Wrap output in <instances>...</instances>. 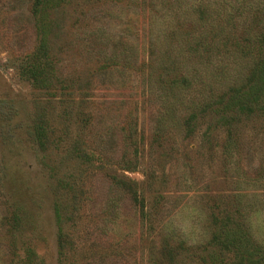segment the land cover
<instances>
[{"label": "rangeland", "instance_id": "rangeland-1", "mask_svg": "<svg viewBox=\"0 0 264 264\" xmlns=\"http://www.w3.org/2000/svg\"><path fill=\"white\" fill-rule=\"evenodd\" d=\"M179 1L174 17L181 23L182 18L189 19L181 27L183 32H194L190 23L194 8L204 5L211 12L231 15L220 41L229 48L245 37L262 34L254 20L264 12V0ZM32 5L33 0H0V264H22L28 247L35 249L40 264L75 260L78 264H150L152 257H158L160 264H199L200 245L212 232V211L233 216L237 203L254 240L264 246V113L233 119L231 154L225 150L228 127L217 124L219 119L213 115L200 118L195 131L188 133L182 124L184 106L170 118L164 114L167 106L155 90L150 91L144 65L165 26L161 16L168 10L137 2L63 4L54 15L52 51L60 80L72 87L49 94L35 89L19 71L40 45ZM116 53L128 59L100 71L104 58ZM186 60L190 67L198 65L194 58ZM247 63L241 62L244 73ZM91 76L95 77L89 93L94 102L93 125L83 134L76 124L65 129L69 123L60 117L57 100L64 93L70 102L78 101L82 91L76 87L86 85ZM194 99L188 95L186 105ZM46 100L54 103L48 105ZM39 102H45L54 131L67 130L61 135L60 151L53 144L42 152L34 140ZM160 114L167 117L162 124ZM131 118L138 133L136 142L127 145L122 127ZM81 138L93 147L98 142L103 153L99 157L105 158L111 172L93 169L84 178L76 212L79 219L76 216L72 225L76 249L67 263L59 256L57 181L80 179L84 168L66 150ZM111 173L138 182V200L121 191ZM12 209L23 222L16 247L6 220ZM179 239L185 241L182 251L176 249ZM166 244L179 251L174 263L165 253Z\"/></svg>", "mask_w": 264, "mask_h": 264}, {"label": "trees", "instance_id": "trees-1", "mask_svg": "<svg viewBox=\"0 0 264 264\" xmlns=\"http://www.w3.org/2000/svg\"><path fill=\"white\" fill-rule=\"evenodd\" d=\"M73 0H33V16L36 19V26L40 36L38 50L30 57H27L19 65L21 74L27 77L35 89L61 93L72 86H65L58 75V61L52 51L53 34L56 30V19L54 15L63 4ZM91 2L109 3H130L149 4V6L161 5L168 10L161 17L164 18V28L156 43L151 46L149 59L144 65L148 68V84L150 91L157 92L158 98L163 106H167L166 114L169 118L177 108L185 107L186 114L182 120L186 132L192 133L200 123V118L213 115L219 119L217 124L228 127V141L225 145L227 154H231L234 141L231 136V125L235 117L262 115L264 113V12L255 17L254 22L260 25L262 34L254 39L245 37L244 42L232 45L230 48L226 43L223 45L222 36L225 35L224 23L230 22V14H222L221 11L211 12L207 6L198 5L193 11L194 17L190 23L193 31L183 32L181 27L187 18H182L183 23L174 17L181 5L179 0H87ZM264 10V9H263ZM173 17L166 19V16ZM223 34V35H222ZM217 37V41H215ZM110 41V39H108ZM225 42V41H224ZM192 58L198 62L197 66L188 64ZM124 53H116L110 59L104 58L100 71L104 68L119 66L127 60ZM247 60L248 68L246 73L242 72V60ZM94 76H91L86 85L80 86L82 91L78 101H69L63 93L61 99L57 100L62 108L60 116L64 122H68L67 128L73 124L79 125L78 129L83 133L93 125L94 111L91 108L94 102L90 99L89 93L92 87ZM222 88V89H221ZM156 94V93H155ZM61 95V94H60ZM71 97L73 93L70 91ZM188 95L195 99L188 105L185 101ZM45 102L37 104L35 118L33 120V137L38 143L42 152H48L49 146L57 144L55 150L60 151L58 145H62L61 135L54 131L51 126L52 117L47 112ZM54 103V102H53ZM46 100V104H53ZM94 107V106H93ZM167 118V117H166ZM165 118V119H166ZM159 116L158 123L165 120ZM169 120V119H168ZM125 143L130 145L136 142L137 123L131 118L122 127ZM52 138H57L51 141ZM53 142V143H52ZM130 143V144H129ZM85 139L75 140L70 146V158L83 166L84 171L79 175L80 179L61 177L57 181V192L59 197L56 201V216L60 228L59 232V256L63 262H69L75 250V240L72 235V225L76 222L78 205L81 202L79 196L83 194L82 184L86 174L93 169L111 172L109 164L104 161L102 149ZM129 168V167H128ZM110 178L121 190L128 191L135 200L139 197V183L128 177H119L110 174ZM71 179V180H70ZM122 191V190H121ZM67 196V197H66ZM142 196V193H141ZM67 198V199H66ZM144 197H142V202ZM234 204V214L231 216L220 215L216 209L211 213L210 238L201 244L202 254L197 255L199 264H264V246L259 245L253 238L250 228L245 220L243 207ZM144 211V204H142ZM220 208V207H219ZM218 210V211H217ZM144 216L146 215L143 212ZM236 215V216H235ZM77 216V217H76ZM79 219V217H78ZM8 232L14 238L13 246L16 247V235L22 230V218L16 210L12 209L7 217ZM70 231L68 233L66 230ZM185 241L179 239L176 249H183ZM170 260L174 263L175 252L168 244L164 247ZM182 251V250H180ZM229 257L232 260L229 261ZM22 264H40L39 257L33 247H28L22 257ZM150 264H160L158 257H152ZM69 264V263H68ZM71 264H78L72 261Z\"/></svg>", "mask_w": 264, "mask_h": 264}]
</instances>
